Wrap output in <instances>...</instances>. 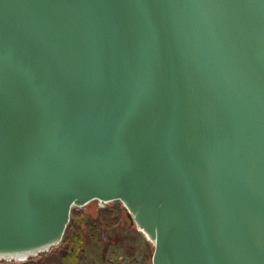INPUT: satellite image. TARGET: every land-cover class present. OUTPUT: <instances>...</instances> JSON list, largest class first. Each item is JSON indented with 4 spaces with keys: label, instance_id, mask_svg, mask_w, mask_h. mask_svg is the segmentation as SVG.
<instances>
[{
    "label": "water",
    "instance_id": "1",
    "mask_svg": "<svg viewBox=\"0 0 264 264\" xmlns=\"http://www.w3.org/2000/svg\"><path fill=\"white\" fill-rule=\"evenodd\" d=\"M93 200L151 264H264V0H0V260Z\"/></svg>",
    "mask_w": 264,
    "mask_h": 264
},
{
    "label": "trees",
    "instance_id": "2",
    "mask_svg": "<svg viewBox=\"0 0 264 264\" xmlns=\"http://www.w3.org/2000/svg\"><path fill=\"white\" fill-rule=\"evenodd\" d=\"M88 204V203H87ZM86 204V205H87ZM84 207V206H83ZM83 207H73L70 213V220L65 229L60 243L53 246L49 251L43 252L38 256L28 258L23 261H7V264H95L87 255L84 248V236L97 240L99 238L97 224L90 219ZM127 214L126 209L118 200L112 201L111 205L100 207L96 212V219L104 228L117 226ZM151 251L144 253L140 262L134 264H151L153 246L150 244ZM5 262V261H1ZM5 263V264H6ZM99 264H121L109 260Z\"/></svg>",
    "mask_w": 264,
    "mask_h": 264
},
{
    "label": "rangeland",
    "instance_id": "3",
    "mask_svg": "<svg viewBox=\"0 0 264 264\" xmlns=\"http://www.w3.org/2000/svg\"><path fill=\"white\" fill-rule=\"evenodd\" d=\"M111 202L106 206L111 205ZM99 208L95 200L83 207L84 212L87 213L86 217L95 220L99 236L97 240L90 237L89 234L84 236L83 246L90 260L95 264L103 263L106 260L121 264L140 262L144 253L151 251V243L137 230L136 225L128 215H125L117 226L109 229L102 227L95 218ZM1 261L4 260H0V264L7 262Z\"/></svg>",
    "mask_w": 264,
    "mask_h": 264
}]
</instances>
